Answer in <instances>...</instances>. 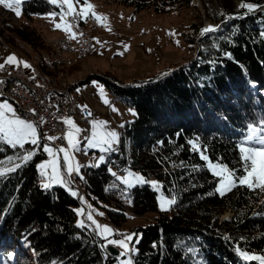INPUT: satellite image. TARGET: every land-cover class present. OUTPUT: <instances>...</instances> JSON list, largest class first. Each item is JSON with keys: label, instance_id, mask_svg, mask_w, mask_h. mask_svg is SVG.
I'll return each instance as SVG.
<instances>
[{"label": "trees", "instance_id": "obj_1", "mask_svg": "<svg viewBox=\"0 0 264 264\" xmlns=\"http://www.w3.org/2000/svg\"><path fill=\"white\" fill-rule=\"evenodd\" d=\"M107 2L138 14L177 10L191 0ZM249 2L257 6L251 14L244 15L247 10L240 8L227 11L219 31L199 40L193 30L185 34L190 47L198 41L204 50L148 80L129 84L109 71L92 75L135 115L124 124L118 147L106 162L83 169L84 194L96 205L101 201L121 209L106 208L116 225L126 218L121 196L134 214L158 213L140 228L132 264H259L243 260L236 248L264 254V190L237 185L219 194L201 152L189 143L199 138L209 160L235 170L237 176L245 174L238 145L250 123L259 127L264 122V0ZM54 11L59 8L49 0H25L22 5L28 20ZM208 16L217 22L225 18L210 12ZM5 30L35 50L47 48L43 36L27 23ZM31 148L25 145V150ZM19 154L22 150L0 144V160ZM43 158L39 148L24 167L0 180V264H29L27 255L34 264H118L115 256L107 262L103 240L91 227L76 225L74 207L84 194L77 189L79 195L73 197L60 185L47 191L41 187L37 162ZM109 167L138 172L149 183L135 185L125 195L110 188L114 177ZM151 179L175 197L171 212L158 211ZM227 212L230 217L222 218Z\"/></svg>", "mask_w": 264, "mask_h": 264}, {"label": "rangeland", "instance_id": "obj_2", "mask_svg": "<svg viewBox=\"0 0 264 264\" xmlns=\"http://www.w3.org/2000/svg\"><path fill=\"white\" fill-rule=\"evenodd\" d=\"M88 2L94 6L92 11L99 15L101 19L100 22H97V20L92 17L90 13L87 20H81V23L83 22L82 24L90 34L93 44L92 52L82 58L75 55H67V59L71 65L69 72L71 78H80L83 80L88 79L87 82L78 84L74 88L73 94L78 105H86L89 108L92 115L91 123L96 121H105L107 122L106 130H114L118 134L119 129H122L126 122L133 119L134 115L130 112V109H133L121 100L115 98L104 86V84L92 75L109 71L112 72L122 83L129 84L136 81L148 80L149 77L157 75L165 69H171L178 64L184 63L188 59L194 57L200 49L204 50L205 45L203 43H199L198 41L191 43L192 46L190 47V44L185 40V34H191L193 30V33L198 40V36L201 33V29L206 21L216 26L219 21L217 22L213 19V17H209L208 12L214 16L227 18V11L239 9V5L242 2L250 3L249 0H209L207 3H204L202 7L191 0L188 7H183L177 10L159 13L147 10L138 14H133L131 7L109 4L107 0H88ZM81 3H83V0H81ZM77 10H79V6H77ZM58 22H60L59 17H57L54 21L49 13L41 16H33L30 20L24 18L22 15L17 17L14 11L6 9L3 5H0V38L2 37V42H4V44L7 46L10 45L8 46L10 49H7L4 45H0V65L5 63L8 56L14 55L17 60L26 61L30 65L29 68H25L22 64H20L25 72L31 75V72L33 73V67L30 63V59H35L36 57V55L31 52L28 53L29 56L23 54L25 53L23 51L24 49H22L23 53L22 51L18 52L20 55L17 57L12 51L17 47H20V43L15 39L17 36L10 35V33L6 30L3 31L5 27L27 23L30 26H33L43 36V41H45L46 45L55 37H63L67 40H72L64 31L55 29V23ZM125 46H127V50H125ZM46 49L42 51L36 50L38 52H44ZM119 53H123V55H120ZM12 65L17 66L15 64ZM101 89H103V93H101ZM105 99L108 100V103L104 102ZM4 100L9 102L15 108L18 115L16 104L0 94V101ZM113 109H115V111ZM75 124L81 129L79 123L75 122ZM121 125L123 126L121 127ZM91 128L92 125L89 127V132H91ZM97 128L99 130H105L100 129L99 125H97ZM38 131L42 138L40 149L43 152V144L49 143L46 139H43V137L51 135L42 133L39 128ZM118 144L119 142L114 143L112 146L113 150L104 153L105 162L107 160V155L113 152L118 147ZM52 146L54 148H58L64 145H60L54 141ZM64 147H67V142ZM85 147L86 141L82 144V148ZM86 152L87 154H85V151L82 150L74 153L75 159L79 162V164L85 166L81 168L83 175V169L87 168V165L89 164L97 163L98 157L101 155L98 149H87ZM48 159V155L44 153V158L37 162V166L46 162ZM211 162L213 164L218 163L215 161ZM206 166L217 180V189L219 186V177L215 176L213 171L210 170L208 167V161H206ZM109 169H111L112 172H116L117 175L120 176H124L128 170L117 171L111 167H109L108 170ZM38 172L40 173L39 170ZM40 181L42 183V177ZM151 181L156 180L151 179ZM119 184L124 185L120 181H117L114 177V181L110 185V188H116L120 192L125 193V185L124 188H121ZM73 185H75V183ZM78 185L83 189V186L80 183V178L77 180L76 187ZM72 188L78 192V187L75 188L72 186ZM155 191L157 209L158 211H161L158 197H166L168 199L171 198L167 196L158 186L155 188ZM227 191L229 190H226L225 193ZM120 194L123 195L122 193ZM84 196L86 195L84 194ZM120 198L122 204L127 207V210L125 208V220L119 225L113 224L109 220L106 208L111 207V205L101 201H99L98 205H96L93 201L86 197L83 198V203H81L78 198V204L74 207V211L77 209H83L85 212V210L88 211L89 206H91V208L95 210L93 217L99 224L109 226L111 229L115 230L116 233L135 234L133 236V240L130 242V246H134L135 248L137 240L140 238V228L145 227L148 223L153 221L158 213L146 212L142 215L134 214L130 209L129 201L126 200L124 196H121ZM85 199H87V204H85ZM111 208L117 212L121 211V209L117 207ZM168 212H171V208ZM96 213H103V215H97ZM75 214L76 225H78V222L83 219L86 224L93 228V225H91V223L87 221L84 216L77 215L76 211ZM230 215L231 214L227 212L222 215V218L230 217ZM109 238L122 239L123 237L113 235ZM100 239L102 238L100 237ZM102 240L105 245L106 241L104 239ZM112 246L117 248L119 251L115 256L117 258L123 249L115 245ZM29 257L30 256L28 255L26 256V262L33 264L34 259ZM129 258L132 261V255L130 257H120V260Z\"/></svg>", "mask_w": 264, "mask_h": 264}, {"label": "snow or ice", "instance_id": "obj_3", "mask_svg": "<svg viewBox=\"0 0 264 264\" xmlns=\"http://www.w3.org/2000/svg\"><path fill=\"white\" fill-rule=\"evenodd\" d=\"M25 0H0V5H3L6 9L15 12L17 17L22 15V5ZM49 2L60 9L59 12H52L49 15L55 19L59 17L58 23H55V29H59L68 34L70 39H75L78 33L75 31L79 27L80 20H87L89 14L94 17L97 22H100L101 17L97 15L93 9V5L88 2V0H49ZM79 6V10H77ZM240 9H246L247 12L244 15L251 14L256 5L252 3L242 2L239 5ZM239 18V17H237ZM219 31V26H209L201 30V34L204 35L209 32ZM127 50V46H125ZM123 55V53H119ZM231 58V54H227ZM6 64L8 65H20L22 64L25 68H29L30 65L26 61L17 60L14 55L7 57ZM214 63V62H213ZM4 65H0V69H3ZM2 83V81H0ZM103 93V89H101ZM108 103V100H104ZM86 107V106H82ZM115 111V109H113ZM35 115V109L30 110ZM133 115L135 112L130 109ZM91 115V113H88ZM40 122H44V118H40ZM64 124L66 125L67 131L63 136V139L67 142V147L60 146L54 148L52 143L61 137L54 136H44L49 143L43 144V152L46 153L49 159L37 166L42 177L41 187L44 190H50L53 185H60L65 187L70 195L73 197H78V192L73 190L72 185L74 184V178L79 177L81 180L84 179L81 172V168L85 167L80 165L75 159L74 153L84 150L87 154V149H98L101 155L98 157V161L95 164H89L87 167H99L101 163L105 162L104 153L113 150V144L119 142V134L114 130H106L105 121H96L92 123V128L90 135L83 137L86 141V147L82 148L80 134L85 131L80 129L71 118H64ZM97 125L100 126L99 130ZM123 125H121L122 127ZM41 136L38 131V125L30 120L21 118L17 115L15 108L6 100L0 101V144L7 145L12 149L22 150V154L17 156H9L6 160H0V180L6 179L8 175L15 173L20 168L24 167L32 158L36 155L37 150L41 147ZM197 138L196 141H189L194 150L201 152V158L208 161V167L213 171V174L219 177V186L216 191L221 195L225 194L226 190H231V188L237 185L247 186L249 189L259 188L264 190V122L261 123L259 127L255 124L248 125V133L241 140L238 145L239 151L241 153V161L243 162L244 175L237 176L235 170H230L226 166L221 164H213L209 161L206 155V149H201L198 145ZM32 145V150H25V145ZM16 161H19L18 163ZM109 172L117 181H120L125 185V195L127 194V189L134 187L136 184L149 183V181L138 173H134L131 170H127L124 176L117 175L116 172ZM131 178V179H130ZM155 189L158 185L157 181L150 182ZM108 190V189H106ZM83 203V198L80 197ZM160 210L168 211L171 206L175 204L176 199L172 197L168 199L166 197H158ZM77 215L84 216L83 209L75 210ZM94 209L89 206L86 213V220L94 226L92 231L100 236L106 241L102 248L107 247L108 244L115 245L123 249L122 252L117 256L118 264H132L131 259L120 260V257H130L135 254L136 249L134 246H130V242L133 240L135 234H125L116 233L115 230L111 229L107 225L99 224L93 217ZM97 215H103V213H96ZM78 227L86 229L89 227L88 224L82 219L78 222ZM119 235L122 239H110V236ZM138 242V240H137ZM189 251H195L194 249H189ZM236 251L240 257L245 261H258L259 264H264V254L262 255H252L246 250L239 247ZM8 260L13 259V254H8Z\"/></svg>", "mask_w": 264, "mask_h": 264}, {"label": "built area", "instance_id": "obj_4", "mask_svg": "<svg viewBox=\"0 0 264 264\" xmlns=\"http://www.w3.org/2000/svg\"><path fill=\"white\" fill-rule=\"evenodd\" d=\"M81 21V20H80ZM78 35L75 39L77 53L86 49L93 48L91 37L87 36V29H75ZM3 46V43H0ZM15 54V50L12 51ZM0 69V93L14 97V103L21 118L35 122L42 133L61 137L56 142L66 146L63 133L66 131L64 118L74 117L83 125L80 134L81 143L85 141L83 137L89 135V124L92 116L87 108H81L75 99L74 94H68V86L58 87V91H50L49 84L43 82L36 74H27L21 65L13 66L3 63ZM78 85V84H77ZM35 109V115L32 113ZM44 122H40V118ZM79 198V197H78ZM80 199V198H79ZM84 218L87 211L85 210Z\"/></svg>", "mask_w": 264, "mask_h": 264}, {"label": "bare ground", "instance_id": "obj_5", "mask_svg": "<svg viewBox=\"0 0 264 264\" xmlns=\"http://www.w3.org/2000/svg\"><path fill=\"white\" fill-rule=\"evenodd\" d=\"M197 5L202 6L204 3H207L209 0H193ZM209 26H214L213 24L208 23L207 21L203 25L202 29H205ZM79 28L86 29L85 26L79 21ZM201 29V30H202ZM87 36L90 37V34L87 30ZM20 43V47H15V55L19 57V51H23L25 55L28 53H34L36 55L35 59H30L32 65L33 74H36L39 79L43 82L49 84L50 91H58V87L68 86V94H73L74 88L77 84L80 83L82 79L80 78H71L70 76V63L67 59V55H75L79 58L85 57L90 54L93 48H86L77 53L76 51V42L74 40H67L63 37H55L49 43H47V49L44 52H38L37 50L30 47L27 43L22 41L19 38H15ZM0 43L6 48L8 46L2 42V37L0 38ZM13 50V49H12ZM31 57V56H30ZM91 78V77H89ZM3 97L10 99L14 102V97L7 94L0 93ZM75 179V178H74ZM80 194H84L83 189L78 185L77 186ZM34 264V262H33Z\"/></svg>", "mask_w": 264, "mask_h": 264}, {"label": "water", "instance_id": "obj_6", "mask_svg": "<svg viewBox=\"0 0 264 264\" xmlns=\"http://www.w3.org/2000/svg\"><path fill=\"white\" fill-rule=\"evenodd\" d=\"M225 19L226 18H224L223 20H221V21H219V23L216 25V26H220L224 21H225ZM211 33H213V32H209V33H206V34H204V35H202L201 33L199 34V36H198V40L199 39H201V38H203V37H205L206 35H208V34H211ZM105 251H106V253H107V256H108V260H107V262H109V260H110V256H116L117 254H118V249L117 248H115L114 246H112L111 244H108L107 245V247H106V249H105Z\"/></svg>", "mask_w": 264, "mask_h": 264}, {"label": "crops", "instance_id": "obj_7", "mask_svg": "<svg viewBox=\"0 0 264 264\" xmlns=\"http://www.w3.org/2000/svg\"><path fill=\"white\" fill-rule=\"evenodd\" d=\"M7 49H10V48H7ZM79 107H82V106H80V105H78ZM84 106H86V105H84ZM83 108H87L88 110H89V108L86 106V107H83ZM71 119L74 121V122H77V123H79L78 121H77V119L76 118H74V117H71ZM91 122H92V120H91ZM90 122V124H89V127L92 125V123ZM80 124V126H81V129L83 128V125L81 124V123H79ZM66 131H67V129H66ZM66 131L63 133V136L65 135V133H66ZM89 135H90V132H89ZM65 143H66V141H65ZM76 179V178H75ZM78 180V179H77ZM75 181V180H74ZM77 182V181H76ZM75 183V182H74ZM75 184H77V183H75ZM73 186V185H72ZM65 188V187H64ZM84 197H86V196H84ZM84 197H82V198H84ZM87 198V197H86ZM80 201H81V199H80ZM79 201V202H80ZM82 203V202H81ZM85 204H87V199H85ZM90 227V226H89ZM92 228V227H91ZM93 228H94V226H93Z\"/></svg>", "mask_w": 264, "mask_h": 264}]
</instances>
